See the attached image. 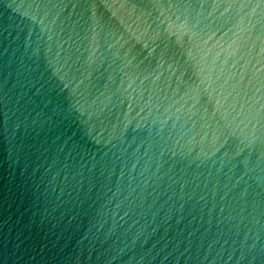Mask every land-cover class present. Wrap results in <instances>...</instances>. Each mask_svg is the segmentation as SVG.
Wrapping results in <instances>:
<instances>
[{
    "label": "water",
    "instance_id": "obj_1",
    "mask_svg": "<svg viewBox=\"0 0 264 264\" xmlns=\"http://www.w3.org/2000/svg\"><path fill=\"white\" fill-rule=\"evenodd\" d=\"M0 264H264V0H0Z\"/></svg>",
    "mask_w": 264,
    "mask_h": 264
}]
</instances>
